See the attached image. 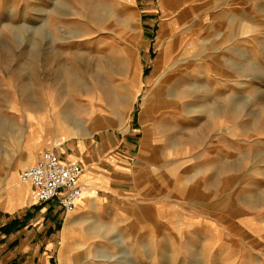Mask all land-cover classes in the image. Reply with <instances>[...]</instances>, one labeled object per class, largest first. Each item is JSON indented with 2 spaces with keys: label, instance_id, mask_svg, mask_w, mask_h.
Returning <instances> with one entry per match:
<instances>
[{
  "label": "rangeland",
  "instance_id": "rangeland-1",
  "mask_svg": "<svg viewBox=\"0 0 264 264\" xmlns=\"http://www.w3.org/2000/svg\"><path fill=\"white\" fill-rule=\"evenodd\" d=\"M174 1L0 0V213L42 150L99 129L135 124L168 189L166 224L128 204L53 264H264V0ZM169 72L175 112L141 124Z\"/></svg>",
  "mask_w": 264,
  "mask_h": 264
},
{
  "label": "crops",
  "instance_id": "crops-1",
  "mask_svg": "<svg viewBox=\"0 0 264 264\" xmlns=\"http://www.w3.org/2000/svg\"><path fill=\"white\" fill-rule=\"evenodd\" d=\"M173 1L160 0V4L173 6L176 2ZM161 37V32H158V41ZM171 72L164 74L147 90L139 112L141 124L149 116L146 113L157 118L166 112H175L177 103H172V93L167 87L174 77L175 72ZM166 100H170V103ZM136 128L134 124L124 134L99 129L86 136H61L52 143L50 151L57 154L59 159L76 160L83 164L84 172L79 178L82 196L75 208L64 211L55 200L37 203L31 185L24 183L28 185L25 196L13 194L12 203L16 207L12 210L1 208L0 264H53L56 242L60 241L61 247L65 245L63 235H66L68 246L72 247L68 254L64 252L68 262L79 255L75 245H80V238H83L80 231L87 230L88 226L92 231L101 229L105 224L119 222L118 211L128 204L142 203L148 210L153 208L156 228L166 224L168 189L161 178L164 171L157 172V176L150 159L142 166L137 164L134 157L138 146ZM148 148V133L144 132L139 154L147 155ZM188 197H193L189 190L185 198ZM200 199L209 201L212 197L205 193ZM62 249L64 251V247Z\"/></svg>",
  "mask_w": 264,
  "mask_h": 264
},
{
  "label": "built area",
  "instance_id": "built-area-1",
  "mask_svg": "<svg viewBox=\"0 0 264 264\" xmlns=\"http://www.w3.org/2000/svg\"><path fill=\"white\" fill-rule=\"evenodd\" d=\"M84 166L79 161H63L50 150H43L37 160L20 170L18 180L29 183L37 203L55 200L64 211L75 208L82 196L79 178Z\"/></svg>",
  "mask_w": 264,
  "mask_h": 264
},
{
  "label": "bare ground",
  "instance_id": "bare-ground-1",
  "mask_svg": "<svg viewBox=\"0 0 264 264\" xmlns=\"http://www.w3.org/2000/svg\"><path fill=\"white\" fill-rule=\"evenodd\" d=\"M143 102H144V101H143ZM89 133H90V132H89ZM89 133H88V134H89ZM63 239H64V238H63Z\"/></svg>",
  "mask_w": 264,
  "mask_h": 264
}]
</instances>
